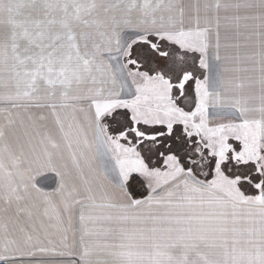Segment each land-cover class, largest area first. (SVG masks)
Wrapping results in <instances>:
<instances>
[{"label": "snow or ice", "instance_id": "obj_1", "mask_svg": "<svg viewBox=\"0 0 264 264\" xmlns=\"http://www.w3.org/2000/svg\"><path fill=\"white\" fill-rule=\"evenodd\" d=\"M0 264H264V0H0Z\"/></svg>", "mask_w": 264, "mask_h": 264}]
</instances>
